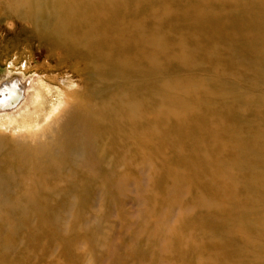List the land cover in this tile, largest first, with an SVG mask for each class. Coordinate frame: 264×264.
I'll return each mask as SVG.
<instances>
[{
  "label": "bare ground",
  "instance_id": "6f19581e",
  "mask_svg": "<svg viewBox=\"0 0 264 264\" xmlns=\"http://www.w3.org/2000/svg\"><path fill=\"white\" fill-rule=\"evenodd\" d=\"M130 2L0 0V21L19 22L24 28L22 32L31 30L39 45L48 49L46 64L51 71H63L67 66L73 73L67 89L52 87L53 77L48 69L44 78L34 76L26 79L27 83H21L20 78L0 82V118L7 124L14 123L19 130L11 142L0 145V157L8 156L0 160L1 206H8L13 212L30 207L39 209L42 188L48 186L43 184L44 177L67 176L69 165H75L78 158L84 159L85 149L89 152L86 162L95 160L98 169L105 167L107 159L116 158L111 154L113 150L133 142L136 128L151 129L152 137L150 132L144 135L148 141H154L158 133L159 136L165 133V127L175 136L184 132L182 114L171 113L170 118L166 114L182 104L181 99L176 95L169 96L165 103L155 102L167 93L177 94L176 89L165 84L166 79L149 80L135 89V75H152L167 68L161 63L171 47L164 41L167 33H149L141 26L135 28V0ZM168 13L166 16L171 15ZM219 13L214 14L215 34L228 37L226 20ZM230 15L226 46L231 44L232 52L228 56L232 57L233 65L248 68V63L238 59L242 42L246 45L244 51L253 50L262 61L254 69L264 72V47L258 44L259 40L264 43V0H247L243 10L240 0H231ZM162 24L157 23L158 28ZM135 31L138 40H142L138 52L143 56L136 65ZM224 47L220 43L216 47L215 98L220 105L215 111L216 124L200 115L197 130L200 226L196 249L200 253L199 264H264V114L254 113L251 120L248 113L235 115L233 106L223 104L227 100L241 104L239 97L234 98L232 91L225 90L226 83L221 79ZM184 48L180 49L182 56L189 55ZM11 70L29 74L30 69ZM74 76L81 78L83 86L75 83ZM259 117L263 123L258 122ZM232 118L238 122H228ZM247 121L258 122L251 131L244 130L257 133L254 138L242 133ZM114 162L117 161L113 165ZM96 172L90 169L83 174L91 177ZM19 179L21 189L15 195L10 194V181ZM223 189L225 193H221ZM221 194L224 200L217 206L214 198ZM231 203L232 207L226 205ZM225 208L228 213L222 223ZM243 212L247 213L248 234L244 231L243 235H236L243 228L235 230L234 219ZM0 218L3 230L21 225L10 212ZM211 227H216L215 232L209 231ZM1 231L0 252L12 251L13 245L3 241ZM186 250H192V246L188 245ZM0 264H7L1 255Z\"/></svg>",
  "mask_w": 264,
  "mask_h": 264
},
{
  "label": "rangeland",
  "instance_id": "374dc122",
  "mask_svg": "<svg viewBox=\"0 0 264 264\" xmlns=\"http://www.w3.org/2000/svg\"><path fill=\"white\" fill-rule=\"evenodd\" d=\"M246 1L240 0L242 10ZM230 7L231 0H135V28L141 26L149 33H167L164 41L171 47L161 63L167 68L152 75H135V89L149 80L166 79L165 84L169 89H176L177 94L167 93L155 102L162 104L169 96L176 95L181 99L182 104L166 114L170 118L171 113H181L184 132L175 136L165 127V133L161 132L160 136L158 133L154 141H148L144 135L150 132L152 137L151 129L136 128L133 142L113 150L111 154L116 158L107 159L105 167L98 169L95 160L86 162L89 152L85 149L84 159L78 158L75 165L70 164L65 172L67 176L46 175L43 184H48L49 188L47 185L42 188L39 209L30 207L13 212L10 207L0 205V217L10 212L21 222L18 227L3 230L0 218L3 241L13 245L12 251L0 252L7 264H199L200 253L198 247L196 249L200 226L197 130L200 115L205 116L207 122L211 119L214 125L218 117L215 112L220 106L215 98L218 43L225 45L222 51L225 57L221 61L225 90L232 91L234 98L239 97L241 102L233 104L227 100L223 104L233 106L235 115L248 113L251 120L255 118L254 113L264 114V72L254 69L261 61L259 56H255L253 50L244 51L246 45L242 42L238 59L248 63V68L233 65L232 57L228 56L232 52L231 44L226 46L232 21ZM215 11L226 20L228 37L215 34ZM166 12L171 15L166 16ZM159 22L163 23L160 28ZM23 29L19 22L0 21V82L20 78L21 83H27L26 79L34 76L44 78L48 69L53 77L52 87L69 88L72 71L67 66L63 71H51L46 64L48 49L39 45L31 30L22 32ZM137 35L135 31V65L143 57L138 52L142 40H138ZM240 37L243 40L244 33ZM260 42L258 44L264 47ZM183 48L189 55L182 56L180 49ZM27 67L29 74L11 70ZM78 77L74 76L75 83L83 86ZM259 120L260 117L258 122L263 123ZM228 122L236 124L238 121L232 118ZM258 122L247 121L242 133L254 138L257 133L244 130L251 131ZM18 133L14 123L7 124L0 118V145L11 142ZM113 161L117 162L113 165ZM90 169L96 170V174L91 177L83 174ZM20 180L10 181V194L19 192ZM223 200L222 194L214 198L217 206ZM226 205L232 207V203ZM227 210L222 211V223L226 221ZM259 216L262 219L263 213ZM246 218L244 212L235 216V230L243 228L236 235L247 232ZM215 230L216 227H211L209 231ZM188 245L192 250H186Z\"/></svg>",
  "mask_w": 264,
  "mask_h": 264
}]
</instances>
